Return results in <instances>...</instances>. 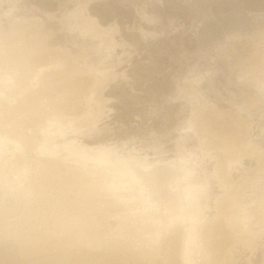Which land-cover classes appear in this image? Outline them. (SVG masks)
Returning a JSON list of instances; mask_svg holds the SVG:
<instances>
[{
	"label": "rangeland",
	"instance_id": "rangeland-1",
	"mask_svg": "<svg viewBox=\"0 0 264 264\" xmlns=\"http://www.w3.org/2000/svg\"><path fill=\"white\" fill-rule=\"evenodd\" d=\"M19 49H23L25 55L24 61L19 64L22 70L14 68L16 64L12 62ZM35 51L40 53L37 55ZM44 53L51 56L44 58V63H47L45 75L48 77L43 74L46 70L42 74L45 81L50 77L53 79L47 81V84L52 85L47 86L50 90L43 86L47 85L45 81L43 85L41 82V88L37 83L39 89L33 86L31 106L25 104L26 109L23 105L19 110L17 100L24 95H19L18 98L13 95L12 99L10 92H13V83L4 80L6 83L3 85L0 82V87H4L1 91L5 92V88L13 85L12 90L7 89L13 101L7 99V93L0 92L10 103L5 104L4 99L0 101L4 104L0 107V113H3L2 116L0 114V264H32L30 253H34L30 245L34 246V252L42 251L40 254L36 252V255H47L44 257V264H82L89 256L104 257L102 252L107 249V245L111 249L118 247L119 249H113L118 254H124L119 255L123 262L131 263L135 258L134 253L132 256L130 252H135V248L146 241V227H151L140 221L137 224L135 220L140 219L141 214V197H137L140 189H144V202L150 208L146 214L161 217L162 222L173 219L167 229L159 230V242L155 245L157 263H176L171 259L172 256L165 258L167 253L163 239L165 241L175 230H181L182 226L177 220L179 216H176L181 203L178 195L183 198L191 185L195 189L192 186L190 188L193 189L189 210L196 207L204 227L216 221L222 222V234L220 232L221 235L218 234L219 237L217 235L216 238L222 244L226 243V246L223 245L225 250L216 259L211 254L205 257L203 253L207 246L205 247L203 237L199 238L196 231L198 239L194 243V253L190 252L189 258L186 257L189 259L187 264H208L205 263L207 261L212 264H264V0H0V61L5 58L3 65L0 63V69L6 70L0 71V77L7 79L9 75L4 76V73L13 71L10 73V81L13 76L16 79V73L18 80L24 79L27 74L30 78L38 68L35 58L42 55L46 57ZM59 58L62 63V66H57L62 68H59L60 73L57 72L58 69L56 71L57 67L51 68ZM8 65L19 71H15L13 75L14 70H10ZM95 69L101 73L97 75L98 81L95 80L99 83L92 79L90 70L96 71ZM52 71L56 72L53 74ZM23 74L26 76L22 77ZM55 75L61 80L63 76H68L64 80L66 84L60 81L63 85H59L57 81L60 78L56 80ZM69 79L74 82L76 79H84L86 85H81V88L77 86V91L67 92L64 88L68 87ZM18 80L15 83H22ZM54 81L58 86L53 84ZM74 82L70 85L73 86ZM42 87L45 90L42 91ZM35 88L41 93H37ZM33 94L25 95L30 98ZM14 99L15 103L11 105ZM10 105H14V113L12 108L7 109ZM16 106L19 111H16ZM4 107L5 111L2 112ZM24 111L27 117L22 115ZM192 115H196L194 121ZM21 117L23 120H20ZM200 122L201 125L208 123L210 127L215 124L211 127L215 131L207 125L202 128ZM225 131H229L230 136L233 135L230 143ZM217 135H221L223 142L227 136V143L219 144L221 141L217 139ZM210 141H215L219 146L216 147ZM227 144L229 148L226 150ZM43 145L48 150H55L56 154L50 155ZM100 150H107L111 161L125 160L131 170L143 174L142 177L139 176L142 179H134L128 184L130 182H125L127 179L117 181L118 176H115L114 183L120 182L124 186L128 184L127 189L122 190L125 188L122 187L118 192L109 186L108 189L103 180L109 176V170L98 168L93 161L79 158L82 151L95 156ZM42 162L49 165L44 163L43 167ZM170 162H178L183 166L180 169L179 165L177 172L180 174L177 173V177ZM56 163L57 167L50 166ZM60 165L68 171L60 169ZM144 165L145 170L142 169ZM218 166H221L219 174L216 173ZM74 168L89 173L91 170V174H84V179L87 180H90L89 176L93 173L99 172L98 177L94 178L96 181L92 183L93 189L96 188L90 190L91 193L86 190V185L84 187L82 179H73V172L70 171ZM169 168L174 172L173 175ZM181 173L183 176H180ZM69 175H72L73 181L71 178L65 180ZM43 176H49L54 185ZM41 178L46 179V182ZM47 184L52 188L49 189ZM38 185L40 188L42 186V190ZM186 185H189L188 188ZM130 186L134 189L131 190ZM78 188L80 192L77 193L75 191ZM95 190L99 192L96 193ZM220 196L225 201L219 207L215 202L221 199ZM126 202L131 204L129 208ZM100 217L105 218L104 221ZM71 220L75 221L71 223ZM63 222L69 223L65 224L66 228ZM118 223H121V231L117 228ZM188 223L187 221L186 226ZM223 223L228 232L223 228ZM90 224L94 227L88 226ZM69 229L70 232H67ZM86 233L91 237H87ZM227 233L234 234L230 235L229 241ZM62 234L64 235L61 236ZM67 236L70 239L65 240ZM127 236L131 238H126ZM53 237L57 239L53 241ZM58 238L61 239L58 241ZM77 239L81 240V245ZM32 241L34 244L29 243ZM57 241L60 248L57 243L54 244ZM46 242L53 244L49 247ZM104 242H107L105 246ZM130 242L137 246L133 248ZM61 244L64 245L63 248L68 245L64 248L68 250H64L66 259L62 254ZM97 244L101 245L102 252ZM158 244L162 246H157ZM153 245L154 243L151 246ZM53 247L61 250V253L57 255L58 250ZM92 247H97L96 250L101 254L94 252ZM173 247L175 253L177 247ZM89 250H94V253ZM110 251L113 250L109 249L104 254L118 257L116 251H113L115 254ZM76 253L82 260H78ZM54 254L57 257L52 256ZM126 254L129 256L125 257Z\"/></svg>",
	"mask_w": 264,
	"mask_h": 264
},
{
	"label": "bare ground",
	"instance_id": "bare-ground-1",
	"mask_svg": "<svg viewBox=\"0 0 264 264\" xmlns=\"http://www.w3.org/2000/svg\"><path fill=\"white\" fill-rule=\"evenodd\" d=\"M95 22V21H94ZM93 24V23H92ZM85 25V24H84ZM91 25V24H90ZM89 25V26H90ZM97 28V27H96ZM88 29V28H87ZM92 29H94V28H92ZM99 30V29H98ZM98 30H96V32L98 31ZM103 31V30H102ZM99 32V31H98ZM101 32V31H100ZM96 35H98V34H96ZM27 47V46H26ZM19 48V47H18ZM36 48V47H35ZM35 50V49H34ZM23 49L21 50V49H19V50H17V52H16V55H15V60H13L12 62L14 63V64H16V67H14V68H16V69H20L19 68V64L21 63V61H24L23 60V57L25 56L24 54H23ZM36 53H37V51H35ZM39 53H40V51H38ZM43 52V51H42ZM39 53H37V55L39 54ZM60 53V52H59ZM43 54V53H42ZM48 54V53H47ZM45 54L44 53V55H46V57L44 56L43 57V55H42V57H43V59H42V57H40L41 55H39V57L40 58H35V60H36V64H37V67L39 68H37V70H36V73H35V75H34V73H33V76L31 75V77L30 78H28L27 76H28V74H27V76L25 77L24 76V74H25V72H23L24 74L22 75V77H25L24 79L22 78V79H19L18 80V75L16 76V72L15 71H19V70H15L12 66H9L10 67V70H14V73H13V75L15 74V77H16V79L14 78V76L12 77V74H11V77H12V81H13V79H15V82H16V80H18L19 82H22V83H15V82H12V81H10V73H12L13 71H11V72H7L8 74H6V72L4 73V76H6V75H9V77L7 76V79L5 78V79H3V76H1L0 78H1V80L3 81H1L0 80V82L1 83H3V85H4V83H6V82H4V80L5 81H7V82H10V83H13V85H14V89L12 90V86L11 87H7V89L8 88H10L13 92L11 93L10 91V97H12V99L14 98V96H17V98H18V96L20 95H24L23 96V98H21V99H19L18 98V103H17V106H19L20 108H19V110L21 109V107L24 105V107L28 104V106H31V104H30V101H32V97H34V92H32V90H33V86H36V85H38L39 84V86H40V88H41V86L43 85V83H44V76H43V74L45 75V74H47V70H46V65H47V63H44V61L46 60V59H44V58H48V56L50 57L51 55L50 54ZM12 55H14V54H12ZM24 55V56H23ZM36 55V56H37ZM55 55H56V53H55ZM55 55H53V56H55ZM57 56V55H56ZM38 57V56H37ZM58 57V56H57ZM1 58V57H0ZM53 58V57H52ZM65 58V57H64ZM58 59V58H57ZM55 60V62H54V65L52 64H50L49 63V65H51V68L52 67H57V66H62V63L60 62L61 61V58H59L60 60L58 61V60ZM48 60V59H47ZM51 60V59H50ZM66 60H67V58H66ZM66 60H63V61H66ZM16 63H15V62ZM53 61V60H52ZM51 61V62H52ZM2 62H5V58H4V60H2ZM2 62L0 61V63H1V65H3L2 64ZM6 62H9V61H6ZM67 63V62H66ZM69 63V62H68ZM7 64V63H6ZM14 64H12L13 66H15ZM5 65V64H4ZM11 65V64H10ZM23 65V64H22ZM48 65V66H49ZM65 67H66V65H64ZM63 66V67H64ZM5 67V66H4ZM32 67V66H31ZM50 67V66H49ZM0 68H1V66H0ZM3 68V67H2ZM12 68V69H11ZM50 68V69H51ZM60 68V67H59ZM59 68L57 67V68H55L56 69V71H57V69H58V71L57 72H59ZM6 69V68H5ZM33 69H35V68H33ZM60 69H62V68H60ZM4 70V69H3ZM3 70L2 69H0V71H2L3 72ZM9 70V69H8ZM20 70H22V67H21V69ZM30 70H31V68H30ZM45 70H46V72H45ZM66 70V69H65ZM75 70V69H74ZM96 70V69H95ZM4 71H6V70H4ZM33 71V70H32ZM43 71L45 72V73H43ZM55 71V72H56ZM72 71V70H71ZM1 72V73H2ZM21 73H22V71H20ZM48 72H50V71H48ZM54 72V73H55ZM60 72H61V70H60ZM59 72V73H60ZM64 72V71H63ZM63 72H62V74H63ZM66 72V71H65ZM70 72V71H69ZM90 72H91V74H92V79L95 81V80H97L98 79V74L100 73V71L99 70H96V71H93V70H90ZM21 73L19 74V78L21 77ZM43 73V74H42ZM51 73H53V71L51 72ZM53 73V74H54ZM49 74V73H48ZM101 74V73H100ZM99 74V75H100ZM1 75V74H0ZM3 75V74H2ZM57 75V74H56ZM55 75V76H56ZM61 75V74H60ZM41 76H43V77H41ZM46 76V75H45ZM50 76H53V75H50ZM57 76H59V75H57ZM57 76H56V80L58 79V78H60V77H62V75L60 76V77H58L57 78ZM46 77H48V76H46ZM68 77V76H67ZM67 77H64L63 76V80H61V78H60V80H58L57 82H59V85L61 84V85H63L62 83L64 82V85L66 84L65 83V78H66V80H67ZM27 78V79H26ZM39 78H42V80L41 79H39ZM51 78V77H50ZM50 78H49V80H50ZM53 78H54V76H53ZM70 78V77H69ZM71 78H72V76H71ZM52 79V78H51ZM90 79V78H89ZM23 80V81H22ZM39 80H41V81H39ZM48 79H47V81H49ZM53 80V79H52ZM51 80V81H52ZM88 80V79H87ZM93 80H89V81H93ZM39 81V82H38ZM47 81H45V83L47 84L48 82ZM60 81H63L62 83L60 82ZM68 81H70V79L68 80ZM93 81V82H94ZM98 81V80H97ZM97 81H95V82H97ZM41 82H42V85H40L41 84ZM53 82V81H52ZM55 82V81H54ZM72 82H74V81H70L69 82V84H67L68 85V87L67 86H65V87H67V88H64V86H63V88H64V90L65 91H67L68 92V90H73V91H77L78 90V88L79 87H77V86H80V88H81V85L82 86H85L86 84H85V80L84 79H81V80H75V82H74V84H73V86H71L70 84H72ZM92 82V83H93ZM94 82V83H95ZM38 83V84H37ZM97 83H99V82H97ZM96 83V84H97ZM51 83H49V84H47V85H43V86H45V88L48 86V85H50ZM54 85L55 84H57V85H55V86H58V83H53ZM91 84V83H90ZM2 85V86H3ZM5 85H7V84H5ZM9 85V84H8ZM52 85V84H51ZM69 85H70V87H69ZM94 85V84H93ZM99 85V84H98ZM0 87V92H4V93H7L8 94V90L5 88V90H6V92L5 91H1V88L3 89L4 87ZM39 86H36L37 88L39 87ZM50 87V86H49ZM62 87V86H61ZM60 87V88H61ZM93 87V86H92ZM96 87V86H95ZM103 87V86H102ZM37 88H35L36 89V92H37V90L39 89H37ZM45 88H43L42 87V91H43V89L45 90ZM48 88V87H47ZM53 88L55 89V87L53 86ZM59 88V89H60ZM63 88H61V89H63ZM83 88V87H82ZM35 89H34V91H35ZM53 89V90H54ZM41 90V89H40ZM47 90H50L49 88L47 89ZM52 90V91H53ZM95 90V89H94ZM72 91V92H73ZM35 92V94H37L38 92H40V91H38L37 93ZM47 92V91H46ZM50 92V91H49ZM63 92V91H62ZM14 93V94H13ZM27 93V95H29V93H30V95L31 94H33V96H31L30 98H27L26 97V94ZM41 93V92H40ZM59 93V92H58ZM6 94V97H8L7 99L10 101V100H12V99H10V97H9V94L7 95ZM60 94V93H59ZM3 95V94H2ZM1 94H0V96L2 97V100H0V101H4V100H6L5 99V95H3L2 96ZM14 95V96H13ZM48 95V94H47ZM57 95V94H56ZM63 95V94H62ZM73 95V94H72ZM59 96V95H58ZM66 96V95H65ZM98 96V95H97ZM67 97V96H66ZM61 98V97H60ZM4 99V100H3ZM43 99V98H42ZM8 100H6V101H4V103L5 104H7L8 102ZM60 100V99H59ZM72 100V99H71ZM13 101V100H12ZM11 101V105H12V103H15V99H14V102H12ZM36 101V100H35ZM38 101V100H37ZM71 102V101H70ZM34 103V102H33ZM38 103V102H37ZM8 104H10V103H8ZM26 104V105H25ZM7 106V109H9V108H12L13 109V106ZM4 106V104H1L0 103V107H3ZM17 106H16V109H17ZM27 106V107H28ZM69 106V105H68ZM6 107V106H5ZM5 107L3 108V110H2V112L3 111H5L4 109H5ZM59 107V106H58ZM15 108V107H14ZM38 108H39V106H38ZM37 108V109H38ZM41 108V107H40ZM12 109H10V110H12ZM15 109V110H16ZM25 109H26V107H25ZM24 109V110H25ZM63 109V108H62ZM72 108H69V110H71ZM1 110V109H0ZM18 109L16 110V111H19ZM33 110H35V108L33 109ZM7 111H9V110H7ZM37 111V110H36ZM36 111H34V113H36V114H38ZM60 111H63V110H60ZM13 113L15 112L14 111V109H13V111H12ZM29 112V111H28ZM41 112V111H40ZM200 112V111H199ZM6 113H8V114H10L9 112H6ZM24 113H25V111L23 112V116L24 117H27V116H25L24 115ZM30 113V112H29ZM33 113V114H34ZM194 113V112H193ZM192 113V114H193ZM202 113V112H201ZM1 114V116L3 115V113H0ZM79 114V113H78ZM196 114V113H195ZM16 115V114H15ZM28 115V114H27ZM31 115V114H30ZM28 116V118L29 117H31V116ZM41 115V114H40ZM197 115V114H196ZM195 115V116H196ZM18 116V115H17ZM20 116V115H19ZM193 116V115H192ZM192 116H191V118H192ZM195 116H193V121L195 120ZM23 117V118H24ZM34 117V116H33ZM61 117V116H60ZM1 118V117H0ZM7 118V117H6ZM17 118V117H16ZM35 118V117H34ZM202 118V117H201ZM200 118V119H201ZM3 119V118H2ZM5 119V118H4ZM19 119V118H18ZM17 119V120H18ZM26 119V118H25ZM30 119V118H29ZM32 119V118H31ZM199 119V120H200ZM203 119V118H202ZM201 119V120H202ZM211 119V118H210ZM20 120H23L22 119V117H21V119ZM48 120V119H47ZM200 120V121H201ZM5 121V120H4ZM27 121H28V119H27ZM35 121V120H34ZM203 121H204V119H203ZM207 121H209L208 119H207ZM0 122H1V120H0ZM33 122V121H32ZM206 122V121H205ZM212 122V121H211ZM11 123V122H10ZM21 123H24V122H21ZM20 123V124H21ZM26 123V122H25ZM28 123V122H27ZM30 123V122H29ZM63 123V122H62ZM193 123V122H192ZM201 123L202 122H200V125H201ZM204 123V122H203ZM210 123V122H209ZM217 123V122H216ZM33 124V123H32ZM196 124V123H195ZM221 124V123H220ZM220 124H218V125H220ZM3 125V124H2ZM14 125H16V124H14ZM13 125V126H14ZM200 125H198L199 127H200ZM205 125V123L204 124H202L201 125V127L202 126H204ZM208 127H210L209 125H208V123L206 124ZM205 125V126H206ZM211 125V124H210ZM214 125L215 124H213V125H211V127H214ZM221 125H223V124H221ZM4 126V125H3ZM35 126V125H34ZM207 127V128H208ZM210 127V128H211ZM221 127V126H220ZM12 128V127H11ZM203 128V127H202ZM205 128V127H204ZM209 128V129H210ZM216 128H218V127H216ZM14 129H16V128H14ZM42 129V128H41ZM59 129V128H58ZM193 129V128H192ZM195 129V128H194ZM193 129V130H194ZM209 129H207V130H209ZM211 129H214V128H211ZM45 130V129H44ZM206 130V129H205ZM220 130V129H219ZM229 130V129H228ZM5 131V130H4ZM33 131V130H32ZM47 131V130H46ZM46 131H42V133H50V132H46ZM49 131V130H48ZM195 131H197L196 129H195ZM211 131V130H210ZM214 131H215V129H214ZM213 131V132H214ZM231 131V130H230ZM202 132V131H201ZM220 132V131H219ZM223 132V131H222ZM221 132V133H222ZM226 133H228V136L229 137H227V140L230 138V137H232L233 138V135L232 136H230V134H229V131L227 132V131H225ZM203 133V132H202ZM226 133H223L224 135H226ZM223 134H221V135H223ZM12 135V134H11ZM15 135V134H14ZM30 136H31V134H29ZM44 135V134H43ZM221 135H217V139H219L220 141H221V143H219V141H217L216 139H214V137H212L216 142H218L219 144H223V143H227V140H226V137H225V141L223 142V140L221 139ZM207 136V135H206ZM208 136H210V134L208 135ZM21 137V136H20ZM19 137V138H20ZM216 137V136H215ZM224 136H222V138H223ZM22 138V137H21ZM232 138H230V140H228V142L230 143V141H231V139ZM37 139V138H36ZM202 140H203V138H201ZM16 140V139H15ZM46 140V139H45ZM47 140H48V138H47ZM201 140V141H202ZM212 140V139H211ZM200 141V140H199ZM214 141V142H215ZM210 142H212V141H210ZM214 142H212L216 147L217 146H219V144L218 143H214ZM223 142V143H222ZM238 142V141H237ZM44 143H46V142H44ZM203 143H205L204 141H203ZM201 144V143H200ZM211 144V143H210ZM218 144V145H217ZM46 145V144H45ZM228 145V144H227ZM231 145V144H230ZM22 146V145H21ZM214 146V147H215ZM223 146V145H222ZM232 146V145H231ZM241 146V145H240ZM33 147V146H32ZM42 147V146H41ZM213 147V146H212ZM225 147V146H224ZM233 147L235 148V145L233 144ZM43 148H44V150L45 151H47L50 155H55L56 154V152H55V150H48V149H46L45 148V146L43 145ZM201 148H202V146H201ZM229 148V145H228V147H226L225 149L227 150ZM234 148H231V149H234ZM42 149V148H41ZM235 150H236V148H235ZM203 151V150H202ZM201 151V152H202ZM205 151V150H204ZM207 151V150H206ZM219 151V150H218ZM221 152V151H220ZM204 154H205V152H204ZM211 154V153H210ZM224 154V153H223ZM237 154V153H236ZM226 156V155H225ZM109 152L107 151V150H100L99 152H98V154H96L95 156H91V155H89V154H87V153H85V152H81L80 154H79V158H81L83 161H88V160H90V161H93L94 162V165L95 166H97L98 168H103V169H106V171L107 170H109L108 171V173H109V176H106V178H109V179H106L105 177V179L103 180V181H105V184L107 185V188H108V186L110 187V188H112L113 190H115L116 192H118V191H120L121 189H122V187H125L124 189H122V190H126L127 188H126V186L128 185V184H131V182H133V181H135L134 179H136V180H138V179H140V177L139 176H141V174L142 173H140L139 171L138 172H134V170H131V167L129 166V165H126L127 163H126V161L125 160H121V161H111L109 158ZM224 160V159H223ZM48 161V160H47ZM225 161V160H224ZM37 163V162H36ZM43 164H42V166L44 167V163L46 164L47 162H42ZM50 163V162H49ZM178 162H170L169 164H172V167H171V169H173L174 168V172H176V177H177V173H179L180 174V172H177L178 171V168H179V165L180 164H177ZM57 164L58 163H56V164H51L50 166H52V167H54V165H56V167H57ZM227 164V163H226ZM37 165V164H36ZM47 166L49 165V164H46ZM124 165H126L128 168H123V166ZM34 166V165H33ZM46 166V167H47ZM94 166V167H95ZM181 166L182 165H180V169H181ZM38 167V166H37ZM45 167V168H46ZM55 167V169H57ZM60 167V169H62V167H61V165L59 166ZM144 167H145V165L143 166V170H145L144 169ZM150 166H148V168H149ZM154 167V166H153ZM162 167V166H161ZM188 167V166H187ZM45 168H42V169H44V170H46ZM48 168V167H47ZM130 168V169H129ZM147 167H146V170L148 169ZM182 168H183V166H182ZM217 168H218V170H217ZM217 168H215L216 170H217V172L216 173H218V171H219V173H220V169H221V166H218ZM50 169H53L54 170V168H51L50 167ZM76 169V170H75ZM133 169V168H132ZM170 169V168H169ZM170 169V173L172 174H174V172H171L172 170ZM189 169V168H188ZM187 169V170H188ZM44 170H42V171H44ZM53 170H52V172H53ZM59 170V169H58ZM58 170H57V172H58ZM62 170H64V169H62ZM61 170V171H62ZM47 171H48V169H47ZM61 171H59V172H61ZM64 171H68L67 169H66V167H65V170ZM90 171V173L89 172H87L88 174H91V170H89ZM180 171V170H179ZM189 171V170H188ZM49 172V171H48ZM50 172H51V170H50ZM51 172V173H52ZM70 172H73V176L72 175H69L68 176V179H65V180H69L70 178H71V176L73 177V179H75L76 178V181L78 180H80V179H82L83 180V185H84V187H85V185H86V190L88 191V192H90V190H92L93 189V187H92V183H93V181L95 182L96 180V178L95 177H98V175H99V172H95V173H93L91 176H89V178H90V180H87V179H84V174H86V172H85V170L83 171V169H82V171L81 170H78V168H74V170H72V171H70ZM141 172H143V171H141ZM145 172H147V171H145ZM153 172V171H152ZM169 172H167V175H168V173ZM191 172V171H190ZM69 173V172H68ZM218 173V174H219ZM222 173V172H221ZM47 175H49L48 173H46ZM56 174V173H55ZM150 174V173H149ZM171 174L169 175V178H170V176H171ZM172 174V175H173ZM101 175V174H100ZM143 175V174H142ZM148 175V174H147ZM174 175V176H175ZM115 176H118V177H116V180L117 179H119L120 181H123V180H125V179H127L125 182H130V183H126L127 185L126 186H124L123 185V183H122V185H121V183L120 182H116V183H114V178H115ZM180 176H183L182 175V173H181V175ZM185 176V175H184ZM190 176V175H189ZM221 176V175H220ZM223 176V175H222ZM44 178L45 177H47V176H43ZM75 177V178H74ZM114 177V178H113ZM142 177V176H141ZM146 177V176H145ZM175 177V178H176ZM225 177V176H224ZM44 178H41V180L42 179H44ZM48 178V180L49 181H51V183L53 182V180L51 179L50 180V178H49V176L47 177ZM86 178H87V175H86ZM95 178V179H94ZM138 178V179H137ZM181 178V177H180ZM179 178V179H180ZM223 178V177H222ZM72 179V178H71ZM73 179H72V181H73ZM94 179V180H93ZM112 179H113V181H112ZM123 179V180H122ZM142 179V178H141ZM140 179V180H141ZM178 179V180H179ZM45 181H43L44 183L46 182V179H44ZM101 180V179H100ZM115 180V181H116ZM220 180V179H219ZM36 181V180H35ZM71 181V182H72ZM76 181H74L73 183L75 184V182ZM97 181H98V179H97ZM118 181V180H117ZM139 181V180H138ZM177 181V180H176ZM175 181V182H176ZM182 181V180H181ZM222 181H223V179H222ZM42 182V183H43ZM60 182V181H59ZM70 182V181H69ZM183 182H185V181H183ZM43 183V184H44ZM50 183V184H51ZM73 183H71L72 185H73ZM80 183V182H79ZM177 183H179V182H177ZM224 183V182H223ZM49 184V185H50ZM81 184V183H80ZM97 184V183H96ZM175 184V183H174ZM52 186L54 185L53 183L51 184ZM75 185H78V183H76ZM75 185L74 186H72V188L73 187H75ZM82 185V184H81ZM80 185V187H82ZM105 185V186H106ZM143 185V184H142ZM180 185V184H179ZM16 186V185H15ZM49 189L50 188H52V186H48V184L46 185ZM62 186V185H61ZM79 186V185H78ZM96 186V185H95ZM187 186V185H186ZM189 186V185H188ZM188 186H187V188H188ZM192 187H194V189H195V186H193V185H191ZM191 186H189V190H188V192H186V194H184V193H182V194H184V196H183V198H181V196L180 195H178V199H179V201H181V203H180V211H178V213H176V216L178 215L179 217L177 218L176 216V218H177V220L179 221H177V220H175V218H174V220L175 221H177L179 224H181V226L182 227H180L181 228V230H179V231H176L175 230V232H173V235L171 234V237L170 238H166V240L164 241V239H163V242H164V249H165V253H167V254H165L166 255V257L165 258H170L171 256H172V260H175L176 261V263L177 262H179L180 264H187L189 261V259L187 260V258L186 257H188L189 258V255H190V252L191 253H194V252H192L193 251V248L195 247L194 246V243L196 242V240L198 239H196V237H197V233H196V231L199 233V235H201V236H199L198 235V237L200 238H202L204 241H205V247L207 246V250L206 251H204V256L205 257H207L209 254H211L212 256H213V258L214 259H216L220 254H221V251H222V253L224 252V250H225V247L223 246L224 244H225V246H226V243H223L222 244V242L219 240H217V238H216V236L221 232V227H222V222H215L214 224H212V225H210V226H202V222H201V218H200V214H199V211L196 209V207H194V209L193 210H189V200H191L190 198H191V196L190 195H192V189H190L191 188ZM222 186H225L224 184L222 185ZM38 187H39V185H38ZM79 187V188H80ZM131 187V186H130ZM144 188H145V186H143ZM174 187H176V185L174 186ZM180 187V186H179ZM40 188V187H39ZM46 188V187H45ZM45 188H44V190H45ZM55 188H56V186H55ZM79 188L77 189V191H75V192H80V191H78L79 190ZM96 188V187H95ZM94 188V189H95ZM98 188V187H97ZM129 188V187H128ZM132 188V187H131ZM41 190H42V186H41V188H40ZM54 189V188H53ZM58 188H56V190H57ZM93 189V190H94ZM104 189H106V188H104ZM109 189V188H108ZM134 189V187L131 189V190H133ZM176 189V188H175ZM40 190V191H41ZM86 190H84L86 193H87V191ZM98 190V189H97ZM73 191V190H72ZM83 191V192H84ZM112 191V190H111ZM138 191V190H137ZM84 192V193H85ZM94 192V191H93ZM95 192H96V190H95ZM94 192V193H95ZM97 192H99V191H97ZM96 192V193H97ZM101 192V191H100ZM140 192V193H139ZM139 192H137V193H139L138 194V196L137 197H141V200H140V212H141V214L139 215L140 216V219L139 218H135V220H136V222L138 221H140L141 223H145V224H143V225H147V224H149V226H151V227H146L147 228V230H148V232H147V238H146V241L145 242H141L142 244H140V245H138V247H136L135 248V245L137 246V244H131V242H130V245H133L134 247L133 248H135V252L133 251H129V249H128V251L131 253V255L133 256V253H134V258L135 259H132V261H131V263H129V264H158L157 263V259H156V251H155V248H156V244L159 242V239H158V234L160 233L159 232V230L161 229V228H164V229H167L170 225H171V222H172V220L173 219H170L169 218V222H162V218L160 217H157V216H151V215H148V214H146V211H148L150 208L146 205V202H144V198H146V194H145V191H144V189H140V191ZM74 193V192H73ZM85 193V194H86ZM91 193V192H90ZM48 194V193H47ZM80 194V193H79ZM78 194V195H79ZM81 195V194H80ZM82 195H83V193H82ZM90 195V194H89ZM84 196V195H83ZM87 196H88V193H87ZM180 196V197H179ZM85 197V196H84ZM89 197V196H88ZM136 197V198H137ZM221 197H223V196H220L219 197V199L221 198ZM66 198V197H65ZM218 198V197H217ZM67 199V198H66ZM89 199V198H88ZM138 199V198H137ZM143 199V200H142ZM114 200V199H113ZM122 200V199H121ZM223 200H224V198H221L220 200H216L217 202H215V204H217L219 207L221 206V204H223L224 202H223ZM90 201H92V199L90 200ZM89 201V202H90ZM178 201V202H179ZM197 201V200H196ZM225 201V200H224ZM121 202V201H120ZM125 201L123 200V203H124ZM127 202H128V200H127ZM127 202L125 203L126 205H128V208H129V206L131 205V204H127ZM191 202H193V201H191ZM94 203V202H93ZM92 202H91V204H93ZM98 203V202H97ZM100 203H103V201H101ZM119 203V202H118ZM122 203V202H121ZM131 203H132V201H131ZM72 204V203H71ZM91 204H89V205H91ZM124 204V205H125ZM192 204V203H191ZM193 204H195V202L193 203ZM78 205H79V203H78ZM97 205V204H96ZM102 205H104V204H102ZM101 205V206H102ZM106 206H107V204H105ZM139 205V204H138ZM88 206V205H87ZM93 206V205H92ZM178 206V207H179ZM218 206H217V208H218ZM85 207H86V205H85ZM85 207H83V208H85ZM98 207V206H97ZM100 207V206H99ZM98 207V208H99ZM216 207V206H215ZM65 208V207H64ZM87 208H89V206L87 207ZM93 208V207H92ZM104 208V207H103ZM127 207H125V209H126ZM90 209V208H89ZM88 209V210H89ZM102 209V208H101ZM97 210V209H96ZM105 210V209H104ZM128 209H126V211H127ZM133 210V209H132ZM83 211V210H82ZM86 210H84V212H85ZM92 211V210H91ZM94 211V210H93ZM109 211V210H108ZM217 211V210H216ZM73 212V211H72ZM98 212H99V210H98ZM98 212H96V213H98ZM101 213H103L102 212V210H101ZM101 213H98L100 216H102L103 217V215H101ZM104 215H106L105 213H103ZM62 215V214H61ZM80 215V214H79ZM83 215V214H82ZM98 215V216H99ZM77 216V215H76ZM93 216V215H92ZM95 216H96V214H95ZM97 216V217H98ZM135 216V215H134ZM133 216V217H134ZM136 216H138V215H136ZM135 216V217H136ZM56 217V216H55ZM79 217V216H78ZM83 217H84V215H83ZM107 217V216H106ZM170 217V216H169ZM220 218H221V216H219ZM80 218V217H79ZM82 218V217H81ZM167 218V217H166ZM172 218V217H171ZM78 219V218H77ZM98 219H99V217H98ZM100 219L101 220H103L104 221V219L105 218H101L100 217ZM57 220V219H56ZM85 220H86V218H85ZM88 220V219H87ZM96 220V219H95ZM107 220V219H106ZM168 220V219H167ZM218 220V219H217ZM223 220H225V218H223ZM228 220V219H227ZM230 220V219H229ZM234 220V219H233ZM73 221H75V220H73ZM72 220H71V223L73 222ZM80 221V220H79ZM78 221V222H79ZM165 221V220H164ZM189 222L188 223V226H186V222ZM220 221V220H219ZM222 221V220H221ZM138 222H137V224H138ZM224 222V221H223ZM227 222V221H226ZM230 222V221H229ZM228 222V223H229ZM64 223V222H63ZM67 224H69L68 222H66ZM66 223H64V225L66 224ZM75 223V222H74ZM80 223V222H79ZM88 223V222H87ZM122 223V222H121ZM121 223L119 224L118 223V230H120L121 231V228H119L120 226H121ZM89 224V223H88ZM112 224V223H111ZM226 224V223H225ZM230 224V223H229ZM228 224V225H229ZM73 225V224H72ZM76 225H77V223H76ZM82 225H83V222H82ZM92 225H93V223H92ZM101 225V227H103L102 225L103 224H100ZM120 225V226H119ZM123 225V224H122ZM125 225V224H124ZM131 225V224H130ZM231 225V224H230ZM88 226H91V224L90 225H88ZM88 226H86L87 228H88V230L90 229ZM142 226V225H141ZM85 227V228H86ZM91 227H94V226H91ZM125 227H126V225H125ZM128 227V226H127ZM225 227V225H224V223H223V228ZM227 227V226H226ZM231 227V226H230ZM229 227V229H231L232 230V228H230ZM65 228H66V225H65ZM81 228H83V226L81 227ZM105 228V227H104ZM110 228V227H109ZM222 228V229H223ZM71 229V228H70ZM70 229H69V231H67V232H70ZM84 229V228H83ZM127 229V228H126ZM225 229V228H224ZM240 229V228H239ZM246 229V228H245ZM87 230V231H88ZM91 230V229H90ZM133 230V229H132ZM136 230V229H135ZM204 230V231H203ZM225 230H227V228L225 229ZM231 230H229L230 232H231ZM80 231V230H79ZM82 232H83V230H81ZM86 231V230H85ZM115 231V230H114ZM123 231H125V230H123ZM165 231V230H164ZM99 232V231H98ZM97 232V233H98ZM105 232H107V231H105ZM116 232V231H115ZM127 232V231H126ZM128 232L130 233V231H129V227H128ZM226 232V231H225ZM227 232H228V230H227ZM235 232V231H234ZM233 232V233H234ZM24 233V232H23ZM90 233H91V231H90ZM108 233V232H107ZM120 233V232H119ZM121 233H123V232H121ZM129 233H127V234H129ZM232 233V235H234ZM65 234V233H64ZM64 234H62L61 236H63ZM67 234H69V233H67ZM80 234H82V233H80ZM79 234V236H81ZM89 234V233H88ZM88 234L86 233V236L87 237H91V235H89L88 236ZM93 234V233H92ZM95 234V233H94ZM100 234V233H99ZM112 234V233H111ZM125 234V233H124ZM170 234V233H169ZM197 234V235H196ZM221 234H222V232H221ZM221 234H219V235H221ZM60 235V234H59ZM66 235V234H65ZM70 235V234H69ZM71 235H72V233H71ZM85 235V234H84ZM83 235V236H84ZM121 235V234H120ZM123 235V234H122ZM131 235V234H130ZM219 235L217 236V237H219ZM228 237H230V238H228L227 240L229 241V239H231V236L229 235V233H227L226 234ZM75 236H77V235H75ZM86 236H84V237H86ZM97 236V235H96ZM115 236V235H114ZM129 236V235H128ZM126 237V238H131V237ZM134 236V235H133ZM168 236V235H167ZM225 236V235H224ZM57 237H59V236H57ZM73 237V236H72ZM71 237V238H72ZM82 237V236H81ZM86 237V238H87ZM118 237H119V235H118ZM117 237V238H118ZM166 237V236H165ZM222 237V236H221ZM55 238L56 237H53L52 238V240L54 241L55 240ZM64 238V237H63ZM63 238H62V240H63ZM70 239V236H67V238H65V240L66 239ZM76 238V237H75ZM95 238V237H94ZM97 238H98V236H97ZM105 238V237H104ZM122 239H125L126 240V238H123V237H121ZM134 238V237H133ZM49 239V238H48ZM57 239V238H56ZM61 239V238H60ZM59 238H58V241L60 240ZM74 239V238H73ZM137 239V238H136ZM201 239V240H202ZM61 240V241H62ZM65 240H64V243H65ZM89 241H90V239H88ZM109 240V239H108ZM117 240V239H116ZM144 240H145V238H144ZM143 240V241H144ZM195 240V241H194ZM48 241H50V240H48ZM58 241L57 242H55L54 244H56L57 243V245H58V247L60 248V244H58ZM75 241V240H74ZM76 241H78V239L76 240ZM81 241V240H80ZM80 241H78V243H79V245H81V243H80ZM114 241V240H113ZM122 241V240H121ZM158 241V242H157ZM231 241V240H230ZM26 243H28V241H25ZM37 241H35V243H36ZM71 242V241H70ZM82 242H84L83 240H82ZM101 242H102V240H101ZM123 242V241H122ZM121 242V243H122ZM139 242V241H138ZM160 242H161V240H160ZM163 242H161V243H163ZM203 242V241H202ZM226 242V241H225ZM29 243H33L34 244V242L32 241V242H29ZM49 243V242H48ZM47 242L45 243L46 245L48 244ZM61 243V242H60ZM66 243H68L67 241H66ZM77 243V242H76ZM89 243V242H88ZM88 243H86V244H88ZM105 243V242H104ZM103 243V244H104ZM107 243V242H106ZM106 243L104 244V246L106 245ZM108 243H111L110 241L108 242ZM123 243H125V242H123ZM154 243V245L153 246H151L152 244ZM228 243V242H227ZM5 244V243H4ZM20 244H21V242H20ZM20 244H18L19 246H20ZM52 244H53V242H52ZM51 243H49V247H50V245H52ZM71 244V243H70ZM83 244V243H82ZM89 244H91V243H89ZM127 244H129V243H127ZM196 244V243H195ZM229 244V243H228ZM30 245V244H29ZM62 246H61V249L63 248V244H61ZM78 245V246H79ZM85 245V244H84ZM83 245V246H84ZM97 245H100V244H97ZM125 245H126V243H125ZM130 245H128V246H130ZM30 246H32L31 248H33V253L34 254H32V253H30L31 254V262H32V264H44L45 263V259L46 258H44L45 256H47V255H45L44 257H43V255L45 254L44 252V254L42 255L41 254V256L42 257H40L38 254L36 255V252H38L39 254L42 252L41 250H37V248H35V250H37L36 252H34V246L33 245H30ZM55 246V245H54ZM68 246V245H67ZM67 246H65L64 248H66ZM77 246V247H78ZM87 246V245H86ZM103 246V245H102ZM109 246H110V244H109ZM155 246V247H154ZM157 246H162V245H160V244H158ZM173 246H176L177 248V250H175L174 252L175 253H173V250H174V247ZM222 246L224 247V249L222 250ZM14 247V246H13ZM12 247V248H13ZM21 247V246H20ZM23 247V246H22ZM52 247V246H51ZM74 247V246H73ZM88 247V246H87ZM131 247V246H130ZM152 247V248H151ZM54 248V247H53ZM63 248V251L65 250L66 251V249H64ZM80 248V247H79ZM93 249H95V251L94 250H89L90 252H96V251H98L99 252V250H100V252H102L103 250H101L102 249V247H101V245L98 247V249L96 250V248H94V247H92ZM105 247H103V249H104ZM107 249L106 250H104L103 252H102V254H103V256L104 257H98V256H94V257H87L84 261H83V263L82 264H125L124 262H123V260L121 259V257L119 256V255H124V254H118V251L116 250L117 248L114 246V247H112V249H111V247H108V245H107V247H106ZM110 250H113V251H116V254H118V257H115V256H109L107 253V256H106V254H104V252L106 251H108L109 249ZM113 248H116V249H113ZM158 248V247H157ZM161 248V247H160ZM163 248V247H162ZM172 248H173V250H172ZM197 248V247H196ZM10 249V248H9ZM16 249V248H15ZM14 249V250H15ZM20 249H22V248H20ZM40 249H42V248H40ZM54 249H56V251L58 250V248H54ZM70 249V248H69ZM73 249V248H72ZM84 248H82V250H83ZM89 249V248H88ZM91 249V248H90ZM119 249V248H118ZM122 249H125V248H122ZM159 249V248H158ZM4 250V249H3ZM12 250V249H11ZM79 250V249H78ZM134 250V249H133ZM172 250V251H171ZM194 250H197V249H194ZM1 251H2V249H1ZM24 251V250H23ZM40 251V252H39ZM62 251V254H63V256H64V253H66L65 251L63 252ZM75 251V250H74ZM84 251V250H83ZM111 252V253H113V254H115V252ZM146 251H147V253H146ZM149 251L150 252H152V253H149ZM167 251V252H166ZM26 252V251H25ZM55 252V251H54ZM59 252V253H58ZM70 252V251H69ZM76 252V251H75ZM85 252H86V250H85ZM93 252V253H94ZM98 252H96L97 254H99ZM119 252H120V250H119ZM11 253H14L13 251L11 252ZM29 253H27L28 254V256L30 255ZM61 253V250L59 251H57V255H59ZM71 253V252H70ZM81 253H83V252H81ZM86 253H88V252H86ZM109 253V252H108ZM110 253V254H111ZM125 253V252H124ZM130 253H128V254H130ZM2 254V253H1ZM10 254V253H9ZM72 254H74V252L72 251ZM71 254V255H72ZM77 254V253H76ZM84 254V253H83ZM101 254V253H100ZM146 254H149V255H146ZM150 254H152V256L150 255ZM189 254V255H188ZM15 255H16V253H15ZM24 255V254H23ZM68 255V258L67 259H69V254H67ZM78 256H79V254H77ZM87 255V254H86ZM158 255V254H157ZM173 255L175 256V257H173ZM188 255V256H187ZM52 256H55V254L54 255H52ZM102 256V255H101ZM127 256H129V255H125V257H127ZM168 256V257H167ZM1 257V256H0ZM11 257H13L12 255H11ZM10 257V258H11ZM14 257H16V256H14ZM27 257V256H26ZM55 257H57V256H55ZM59 257V256H58ZM61 257H62V255H61ZM124 257V256H123ZM209 257V256H208ZM9 258V259H10ZM22 258V257H21ZM28 258V257H27ZM26 258V259H27ZM42 258H44V261H42ZM64 258L66 259V256H64ZM76 258V257H75ZM78 258V257H77ZM83 258V257H82ZM129 258V257H128ZM130 258H131V256H130ZM130 258H129V260H130ZM174 258V259H173ZM212 258V257H211ZM212 258V259H213ZM79 259H81V256H79V258H78V260ZM84 259V258H83ZM214 259H213V261H214ZM7 260V259H6ZM12 260V259H11ZM18 260V259H17ZM56 260V259H55ZM59 260V259H58ZM64 260V259H63ZM76 260V259H75ZM82 260V259H81ZM126 260V259H125ZM128 260V259H127ZM172 260H170L171 262H172ZM21 261V260H20ZM42 261V262H41ZM62 261V260H61ZM65 261V260H64ZM71 261V260H70ZM166 261V260H165ZM170 261H168V262H170ZM1 262H2V260H1ZM6 262V261H5ZM16 262V261H15ZM28 262V261H27ZM50 262V261H49ZM56 262H58V261H56ZM68 262V261H67ZM72 262V261H71ZM70 262V263H71ZM167 262V261H166ZM13 263V262H12ZM21 263V262H20ZM73 263V262H72ZM172 263H175L174 261L172 262ZM171 263V264H172ZM175 263V264H176ZM205 263H208V264H212V262L211 261H207V262H205ZM11 264V263H10ZM17 264V263H16ZM27 264V263H26ZM50 264H52V263H50ZM65 264V263H64ZM75 264V263H74ZM160 264V263H159ZM164 264V263H163Z\"/></svg>",
	"mask_w": 264,
	"mask_h": 264
}]
</instances>
